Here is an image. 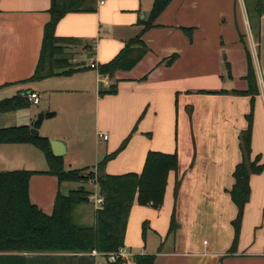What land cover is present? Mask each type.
I'll return each instance as SVG.
<instances>
[{
    "label": "crops",
    "instance_id": "0c3cea01",
    "mask_svg": "<svg viewBox=\"0 0 264 264\" xmlns=\"http://www.w3.org/2000/svg\"><path fill=\"white\" fill-rule=\"evenodd\" d=\"M100 1L90 4L92 12L65 14L55 27L56 37L78 40L65 49L71 68L78 71L26 82L39 59L51 0H0V101L26 92L39 98L31 107L0 114V128L30 127L42 96L48 102L41 113H53L48 119L55 118L59 110L51 107V96L67 95L65 114L74 138L62 142V157L64 167L68 154L71 165L79 166L69 170H95L126 138L124 149L103 166L104 174H139L149 152L176 155L178 169L167 176L162 206L155 209L134 202L130 209L122 249L127 255L124 264H134L132 256L138 254H154L153 264H264V169L249 178L250 197L237 248L228 253L233 240L231 222L237 211L228 190L241 160L239 138L247 127L250 109L248 96L232 94L248 87L245 50L258 89L251 155L259 156L264 164V0H257L253 11H249L247 0H172L141 35L147 53L131 70L118 71L113 78L101 76L98 67L110 62L130 39L140 36L153 0ZM250 19L256 28L253 35L248 28ZM182 29H191V36ZM172 54L176 59L166 65ZM91 64L95 67L90 68ZM112 84L116 94L99 95V89ZM85 109L90 115L88 122ZM86 124L91 128L88 137ZM54 126L50 131L45 124L40 134L57 138L53 137ZM41 155L30 145L0 144V172H32L29 201L49 216L57 194L63 195V183L47 174ZM89 182L97 193L94 195L99 196L95 182ZM85 205L91 211L80 205L76 214L81 224L87 214L92 225L97 208L91 202ZM173 207L177 229L168 235ZM204 230L214 235L210 247L205 240L200 246ZM164 242H169L167 251L161 249Z\"/></svg>",
    "mask_w": 264,
    "mask_h": 264
},
{
    "label": "trees",
    "instance_id": "16d2710c",
    "mask_svg": "<svg viewBox=\"0 0 264 264\" xmlns=\"http://www.w3.org/2000/svg\"><path fill=\"white\" fill-rule=\"evenodd\" d=\"M95 0H51L48 13L49 21L44 26L39 59L33 76L26 82H39L54 76L70 75L78 70L71 68V57L66 46L78 44V40L64 39L55 36L58 21L67 13L92 12L90 6ZM172 0H153L150 13L142 21V33L130 39L123 49L108 63L98 67L101 76L113 78L118 71L131 70L147 53L141 35L149 30L158 16ZM87 3V4H86ZM85 6V7H84ZM191 36V29H182ZM246 52L248 87L245 91H232L235 95L250 98V109L246 115L247 127L239 138L241 160L235 166L233 184L228 190L232 203L236 207V216L231 222L233 240L228 253L237 248L244 207L249 201V178L264 169L260 157L251 155L252 116L255 97L258 94L255 73L249 51ZM177 55L172 54L166 60L170 65ZM116 85L99 89V95L116 94ZM204 93V92H200ZM225 93V91H221ZM26 93L17 94L0 101V114L28 108L31 102ZM128 142L124 139L118 149L105 156L95 167L94 172L86 169L65 170L63 157L52 154L49 139L34 137L28 126L0 128V144H26L39 150L46 161L47 174L55 176L58 183L93 181L98 187L102 204L95 210L94 223L83 225L76 214L80 205L88 204L91 195L83 188L69 191L66 195L57 194L51 215H44L32 205L28 196V181L33 174L28 171L0 172V264H96L91 256L96 251L104 257L116 254L124 248V233L130 209L134 202L140 206H151L158 209L162 206L167 176L178 169L175 154L149 152L141 173L107 175L102 172L103 166L122 151ZM177 183L174 191L176 195ZM177 229L175 207H173L168 235ZM146 223L142 225L143 234ZM134 264H153L154 254L132 256ZM125 260L117 258L103 264H124Z\"/></svg>",
    "mask_w": 264,
    "mask_h": 264
},
{
    "label": "rangeland",
    "instance_id": "374dc122",
    "mask_svg": "<svg viewBox=\"0 0 264 264\" xmlns=\"http://www.w3.org/2000/svg\"><path fill=\"white\" fill-rule=\"evenodd\" d=\"M256 2H257V0H247L246 5L248 4L247 6H248L249 11H251V10L253 11L254 10L255 5L257 4ZM252 14L253 13L251 12L250 15H252ZM249 21H250V27H248V28L249 29H252L251 34L253 35L254 29H256V28L254 26L253 19H250ZM243 27L245 28V25H243ZM71 66H73V65L71 64ZM60 96H63V97H60ZM47 102L48 101L46 100V96H42V98H40L39 105L38 106H35V107H38L40 109L39 112H38V114L41 113V108L44 107V106H46ZM68 104H69V98L67 97V95L66 96L65 95H52L51 96L50 105H51L52 108H54V109L56 108L57 110H59V114L55 118L48 119L47 121H45L46 123L43 124V126L45 124H49L50 131L53 130V126L56 124L54 126L55 135L56 136H53V137H57V138H55V139H49V140H57L58 139L57 141H61L63 143L64 142H67V141H72L73 140V138H74V136H73V130L71 129V126H70V124L67 121L69 115L65 114V109H67ZM31 106L32 105H30L29 107H31ZM85 106L88 107V100H87ZM85 111H86V109H85ZM85 117L87 118L86 119V122H88V118H90V115L88 114V111H86V116ZM91 118H93V115L92 114H91ZM43 126L42 127L40 126V128H39V137H45L44 135H41L40 134V133H43V128H44ZM85 126H86V135L88 137L90 135V129L91 128L89 127L88 124H86ZM49 133H51V135L54 134L53 132H49ZM87 140H88V138H87ZM31 147H32L33 150H35V152H38V154H40V156H42L41 155L42 153L39 150H37L33 146H31ZM69 158H70V154H68V156L66 157V163H65V167H64L65 170L74 169V167H79V166L71 165ZM85 169H86L85 170L86 173H89L91 171L94 172V169L91 168V167L90 168H85ZM79 186L84 187V189L87 192H90L93 195L94 194H97L95 192V188L93 187V184L90 183L89 181H86V182H76V183L75 182H64L62 184V187H61V192H62L63 195H66L67 194V191L69 189H76ZM80 207L81 208H87L89 211H91V207H89V206L81 205ZM82 223L84 225H91L90 224L91 223V220H90V218H89V216L87 214L84 216V220L82 221ZM213 238H214V235L211 232H209L208 230H204V232L201 233V236H200V246H202V241L205 240L206 242H208L209 247H210L212 245ZM168 243L164 242L162 244L161 249L163 248L164 250L167 251L169 249L168 248ZM203 247H205V244H203ZM217 250L220 251V247L219 248L217 247ZM105 261H106L105 258L100 257V258H98L96 260V264H101V263H104Z\"/></svg>",
    "mask_w": 264,
    "mask_h": 264
},
{
    "label": "water",
    "instance_id": "95a60500",
    "mask_svg": "<svg viewBox=\"0 0 264 264\" xmlns=\"http://www.w3.org/2000/svg\"><path fill=\"white\" fill-rule=\"evenodd\" d=\"M53 113H39L34 120L30 124L29 132L32 136L38 137L39 136V128L44 119H48L52 117ZM51 152L56 157H62L65 154V145L62 142L56 140H49Z\"/></svg>",
    "mask_w": 264,
    "mask_h": 264
},
{
    "label": "built area",
    "instance_id": "2783aa9c",
    "mask_svg": "<svg viewBox=\"0 0 264 264\" xmlns=\"http://www.w3.org/2000/svg\"><path fill=\"white\" fill-rule=\"evenodd\" d=\"M103 1L101 0L100 3H102ZM95 65L94 64H91L90 65V68H94ZM27 98L28 100L32 103V104H37L39 102V98L36 94L34 93H29L27 94ZM103 139H106L107 137L106 136H101ZM88 202H91L93 203V205L98 208L101 206L102 204V198L100 196H97V195H90L88 197ZM91 256H94V257H103L105 258L106 260L110 261V262H113L115 261L117 258H122V259H126L127 255L124 254V252H122V250H120L118 253L116 254H110L109 256L107 257H104V255L102 254H99L97 253L96 251H92L90 253Z\"/></svg>",
    "mask_w": 264,
    "mask_h": 264
}]
</instances>
